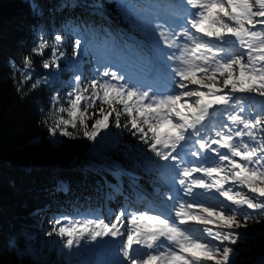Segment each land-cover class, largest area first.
<instances>
[{"label":"snow or ice","instance_id":"snow-or-ice-1","mask_svg":"<svg viewBox=\"0 0 264 264\" xmlns=\"http://www.w3.org/2000/svg\"><path fill=\"white\" fill-rule=\"evenodd\" d=\"M185 2L190 8L180 5L167 17L156 15L141 24L146 50L128 48L131 59L101 58L98 62L109 66L97 68L87 83L75 75L67 107H56L59 93L53 97L54 142L57 133L75 139L68 129L78 126L96 141L112 117L117 129H128L154 154L125 145L129 165L111 161L113 175H127L134 185L135 170L159 171L170 186L161 206L148 211L130 212L125 206L107 220L96 215L52 220L47 235L61 238V264H239L233 246L245 239L250 223L264 224V99L255 100L264 98V0ZM118 7L137 21L145 19L141 13L147 9ZM31 8L36 16L44 14L36 3ZM63 42L60 34L54 44L41 34L32 52L43 56L51 48V62L43 67L59 68L64 52L55 45ZM80 49L78 38L74 55ZM31 68V58L25 57L24 80L32 79ZM98 101L99 109L90 113ZM250 101L261 106L254 110ZM122 115L129 118L124 124ZM102 159L107 164L110 158ZM57 190L68 187L61 182ZM113 190L123 195L122 183ZM105 253L109 258H79Z\"/></svg>","mask_w":264,"mask_h":264},{"label":"trees","instance_id":"trees-1","mask_svg":"<svg viewBox=\"0 0 264 264\" xmlns=\"http://www.w3.org/2000/svg\"><path fill=\"white\" fill-rule=\"evenodd\" d=\"M141 1L0 0V264H61L60 237L55 233L47 235L53 225H47L45 217L50 221L59 216L90 214L114 218L121 208L127 206L133 212L140 205L137 197L143 193V187L159 191V196L165 198L166 192L157 184L158 180L165 183L159 171L135 170L133 185L131 177L117 178L104 168L110 167L111 161L128 167L125 145L154 156L148 145L128 129H117L112 117L109 129L102 130L96 141L84 137L79 126L68 129L77 134L75 139L57 133L54 142L49 131L55 126L51 115L56 112L53 97L59 93L56 107H67L71 99L67 93L75 86V75H81L87 83L96 75L97 61L106 49L131 41L126 31L142 34L134 26L137 19L118 7L126 3L142 8ZM32 3L41 8L42 16L33 13ZM96 4L103 8L93 7ZM73 28L78 31L73 32ZM41 34L52 44L56 34L64 37L61 45H55L64 52L58 61L59 68L43 67L44 61L51 62V48L43 56L32 52ZM78 38L81 49L74 55ZM25 57L32 61L30 80H24L20 71ZM37 80L42 82L33 88ZM261 99L264 98L255 97L256 101ZM249 104L254 110L261 106L253 101ZM99 107L98 101L89 112H96ZM60 115L67 118L66 114ZM94 119L88 121L89 130ZM128 119L122 115L121 123ZM116 141L117 147H111ZM102 157L110 158L107 164ZM118 181L122 183L123 195L113 190ZM61 182L68 187L67 192L57 190ZM244 234L245 239L233 246L239 264H261L264 224L250 223ZM22 242L31 250H26Z\"/></svg>","mask_w":264,"mask_h":264},{"label":"rangeland","instance_id":"rangeland-1","mask_svg":"<svg viewBox=\"0 0 264 264\" xmlns=\"http://www.w3.org/2000/svg\"><path fill=\"white\" fill-rule=\"evenodd\" d=\"M160 16H165V15H167L166 13L165 14H159ZM165 21H161V23H164ZM113 59H115V60H118V59H116V58H111V57H109L108 58V60H113ZM106 67L107 66H109L108 64H104ZM112 70L113 71H119V69L117 68V67H115V66H113L112 67ZM103 79H109L108 77H104ZM113 83H116V81H113ZM156 198V197H155ZM155 200V203L156 204H158V200H156V199H154ZM158 205H160L161 206V203L160 204H158ZM96 216H98V215H96ZM57 218H59V217H57ZM45 223L48 225V224H51V221H50V218H48V217H45ZM210 227H211V225H210ZM61 243H62V241H61V238H60V247H61ZM87 247H92V245H87ZM80 259H89V255H86V256H81V257H79ZM107 258H109L108 257V255H107V253H105L104 255H102V256H96V259H107Z\"/></svg>","mask_w":264,"mask_h":264},{"label":"water","instance_id":"water-1","mask_svg":"<svg viewBox=\"0 0 264 264\" xmlns=\"http://www.w3.org/2000/svg\"><path fill=\"white\" fill-rule=\"evenodd\" d=\"M95 258H96V256L89 255V259H95Z\"/></svg>","mask_w":264,"mask_h":264}]
</instances>
